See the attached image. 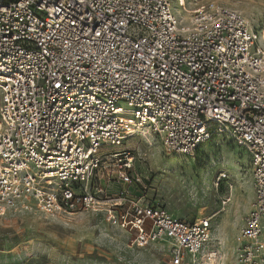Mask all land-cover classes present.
<instances>
[{
	"label": "built area",
	"instance_id": "obj_1",
	"mask_svg": "<svg viewBox=\"0 0 264 264\" xmlns=\"http://www.w3.org/2000/svg\"><path fill=\"white\" fill-rule=\"evenodd\" d=\"M177 4L0 0V215L103 213L130 248L161 244L166 264H219L211 217L150 199L126 143L146 135L187 158L220 133L249 155L253 189L228 264H264L260 34L234 10Z\"/></svg>",
	"mask_w": 264,
	"mask_h": 264
},
{
	"label": "rangeland",
	"instance_id": "obj_2",
	"mask_svg": "<svg viewBox=\"0 0 264 264\" xmlns=\"http://www.w3.org/2000/svg\"><path fill=\"white\" fill-rule=\"evenodd\" d=\"M178 1L188 12L213 4L240 13L259 32L264 51V0ZM171 2L181 12L177 0ZM126 146L135 148L136 165L152 174L150 199L177 218L211 217V248L218 252L219 264H228L235 235L253 201L247 152L220 133L187 158L166 153L159 141L141 134ZM137 156L143 159L140 164ZM218 173H225L227 179L217 185ZM105 184L111 193L117 191L112 182ZM227 198L229 202L222 205ZM104 217L87 211L57 217L34 210L7 211L0 215V264H166L159 252L161 244L130 248L128 234Z\"/></svg>",
	"mask_w": 264,
	"mask_h": 264
}]
</instances>
